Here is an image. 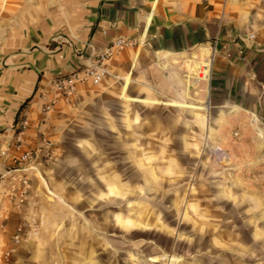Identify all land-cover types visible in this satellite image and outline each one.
<instances>
[{"label":"rangeland","instance_id":"obj_1","mask_svg":"<svg viewBox=\"0 0 264 264\" xmlns=\"http://www.w3.org/2000/svg\"><path fill=\"white\" fill-rule=\"evenodd\" d=\"M210 81L73 100L53 155L0 175V264H264V110Z\"/></svg>","mask_w":264,"mask_h":264},{"label":"crops","instance_id":"obj_2","mask_svg":"<svg viewBox=\"0 0 264 264\" xmlns=\"http://www.w3.org/2000/svg\"><path fill=\"white\" fill-rule=\"evenodd\" d=\"M260 11L257 0H0V175L24 165L17 163L20 154L41 148L44 135L56 148L68 107L93 85L87 68L119 38L130 44L105 62L101 91L122 86L124 98L129 82L146 83L179 101L193 98L194 71L183 62L193 54L194 67L217 44L206 97L260 114ZM70 77L77 90L65 98L55 82Z\"/></svg>","mask_w":264,"mask_h":264},{"label":"built area","instance_id":"obj_3","mask_svg":"<svg viewBox=\"0 0 264 264\" xmlns=\"http://www.w3.org/2000/svg\"><path fill=\"white\" fill-rule=\"evenodd\" d=\"M58 40V38H56ZM130 44V41L125 40L123 38H119L116 41L112 42L108 46L104 48L102 52L99 53L97 57V62L96 64L90 66L86 70V78L91 81L92 84L98 85L102 82L103 77L107 73V70L104 68V64L106 61L111 59L112 57L116 56L119 54V52L127 45ZM211 54L210 56L212 57V66L213 63L216 59V54H217V44L213 45L211 49ZM212 74H213V69H212ZM211 74V78H212ZM210 78V80H211ZM57 89L59 92L65 94L66 96H70L74 94L77 90V81L75 78L70 77V78H62V79H57L55 82ZM49 107H47V110ZM42 142V147L39 149H27L24 150L17 161L19 163H24V165H28L30 167H33V160L34 156L37 157V155L42 154L43 157H51L54 153V147L51 143V141L44 135L41 138ZM26 169V168H25ZM19 170V169H18ZM27 182V180L25 181Z\"/></svg>","mask_w":264,"mask_h":264},{"label":"bare ground","instance_id":"obj_4","mask_svg":"<svg viewBox=\"0 0 264 264\" xmlns=\"http://www.w3.org/2000/svg\"><path fill=\"white\" fill-rule=\"evenodd\" d=\"M211 66H212V57L209 56V60L206 61L205 66L198 65L197 73L193 74L194 81L198 83L206 80L209 81L211 74Z\"/></svg>","mask_w":264,"mask_h":264},{"label":"trees","instance_id":"obj_5","mask_svg":"<svg viewBox=\"0 0 264 264\" xmlns=\"http://www.w3.org/2000/svg\"><path fill=\"white\" fill-rule=\"evenodd\" d=\"M28 101H29V100H27V101L25 102V104H24L22 107H25V106L27 105Z\"/></svg>","mask_w":264,"mask_h":264}]
</instances>
